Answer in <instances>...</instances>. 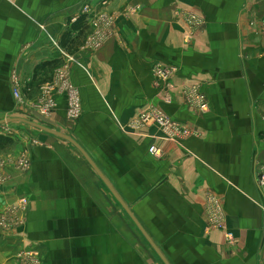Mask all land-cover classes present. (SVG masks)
Segmentation results:
<instances>
[{
  "label": "crops",
  "instance_id": "obj_1",
  "mask_svg": "<svg viewBox=\"0 0 264 264\" xmlns=\"http://www.w3.org/2000/svg\"><path fill=\"white\" fill-rule=\"evenodd\" d=\"M97 1L0 0V121L27 119L71 137L168 264H264V0H111L109 37L91 50V26L84 20L80 33L71 23ZM189 13L203 22L195 31ZM156 63L174 74L157 80ZM59 67L79 90L81 117L67 119L55 96L45 124L31 106ZM190 86L206 97V114L187 108ZM152 109L191 135L171 141L151 122L130 127ZM0 131L12 140L0 153V215L28 201L23 225L0 229V264H17L27 248L41 264H163L74 146L25 123ZM208 199L222 228L208 226Z\"/></svg>",
  "mask_w": 264,
  "mask_h": 264
},
{
  "label": "built area",
  "instance_id": "obj_2",
  "mask_svg": "<svg viewBox=\"0 0 264 264\" xmlns=\"http://www.w3.org/2000/svg\"><path fill=\"white\" fill-rule=\"evenodd\" d=\"M109 0H98L97 4L99 6L106 5ZM90 4H84L81 8V13L86 16L87 23L91 26V32L85 38L84 46L91 50H98L107 40L110 34L111 17L107 14L100 13L96 15L94 9L90 8ZM185 21L188 26L195 31L200 27L203 22L201 18L196 14L189 13L185 17ZM264 26V23H263ZM264 28V27H263ZM54 46H57L55 41H53ZM63 55L64 53L60 51ZM69 61H73L72 58H68ZM152 72L157 80L161 79L166 81L170 76L175 72V68L163 66L161 63H156L152 66ZM55 75L53 76L50 84L46 85V88L43 90L39 100L33 104L32 109L41 114L43 117H50V114L53 113L56 108L55 96H62L64 101H66V111L65 116L70 120H78L81 116V100L80 93L78 88L72 84L69 77V70L67 67H59L54 69ZM11 86L13 87V98L17 105H21V96L19 91V82L16 75L12 76ZM169 89V88H167ZM167 101L170 100L169 94L165 95ZM183 97L185 98V104L189 110L196 111L198 113L206 114L208 110V102L206 97L200 93L196 86H190L186 88L183 92ZM151 122L159 129H162L166 139L174 140L176 138H184L191 133L183 128L178 122H174L166 113L152 109L151 111H145L142 113L138 119L131 123V127H137L145 125V123ZM148 152L154 158H161V151L154 145H151L148 148ZM17 166L25 170L28 167V162L25 160H18ZM261 176H259V183L264 185V166L261 167ZM2 178H0L1 180ZM27 200H20V208L25 209V203ZM206 218L208 226L213 228H222L223 216L219 204L215 199H208L206 205ZM5 226V225H4ZM2 229V228H0ZM226 239H232V233L225 232Z\"/></svg>",
  "mask_w": 264,
  "mask_h": 264
},
{
  "label": "water",
  "instance_id": "obj_3",
  "mask_svg": "<svg viewBox=\"0 0 264 264\" xmlns=\"http://www.w3.org/2000/svg\"><path fill=\"white\" fill-rule=\"evenodd\" d=\"M34 117H36L38 120L42 121L45 124L50 123V120L47 117H43L41 114H38L37 112H34L32 114ZM11 122H19V123H25L33 128L36 129H40L42 131H45L47 133H50L52 135H56L62 139H64L65 141H67L69 144H71L72 146H74L82 155V157L85 159V161H88V163L90 164V166L92 167L93 171L95 172V174L103 181V183L105 184V186L107 187V189L111 192V194L113 195L114 199L116 201H118V203L120 205H122V207L124 208L125 212L127 213V215L129 216L130 220L134 221L136 227L138 228V230L140 231V233L144 236V238L146 239V241L150 244V246L152 247V249L156 252V254L158 255V257L160 258V260L162 261L163 264H168V262L166 261L165 257H163V255L161 254V252L156 248V246L154 245L153 241L151 240L150 236L147 235L144 231V229L141 227L140 223L135 219V217L133 216V214H131V212L129 211V209L127 208L126 205H124L123 201L121 200V198L118 196V194H116L115 190L112 189L111 185L109 184V182L107 181V179L100 174L99 170L97 169V167L95 166V164L93 163V161L90 160V158L88 157L87 153L84 152V150L71 138L68 137L67 135L63 134L60 131H53L41 124H36L34 122H31L27 119H21V118H9L7 120H2L0 121V124H9Z\"/></svg>",
  "mask_w": 264,
  "mask_h": 264
},
{
  "label": "rangeland",
  "instance_id": "obj_4",
  "mask_svg": "<svg viewBox=\"0 0 264 264\" xmlns=\"http://www.w3.org/2000/svg\"><path fill=\"white\" fill-rule=\"evenodd\" d=\"M111 0H109L106 5H103V6H99L98 4H95L94 6H90L91 9H94L95 12H96V15L100 14V13H104V14H107L105 13V11H103V9L110 3ZM87 4V3H86ZM84 5V4H83ZM82 5V7H83ZM134 8H131V10H133ZM83 13V12H82ZM81 12H80V15L81 17L83 16L84 17V20L85 22H87L86 20V16L83 15ZM69 24V23H68ZM90 33V32H89ZM88 33V34H89ZM71 73H69V77H71L70 75ZM55 75V72L53 74V76ZM71 80V78H70ZM41 95V91L39 93V96L37 97V100H39V97ZM21 98H22V95H21ZM35 100L34 102L36 103ZM21 102H22V99H21ZM23 103V102H22ZM22 105V104H21ZM21 105H18V106H21ZM33 106V105H32ZM31 106V107H32ZM208 109H209V105H208ZM208 111V110H207ZM81 116V115H80ZM131 127V126H130ZM139 126H137L136 128H138ZM157 127V126H156ZM132 128H135V127H132ZM158 128V127H157ZM159 129V128H158ZM162 132L163 130L160 129ZM0 132H3V131H0ZM164 134V132H163ZM15 137V136H14ZM188 137V136H187ZM164 138L166 139L165 137V134H164ZM186 138V137H184ZM176 139H183V138H176ZM176 139L174 140H171V141H175ZM169 140V139H168ZM2 151H0L1 153ZM19 160V159H18ZM16 160V162L18 161ZM20 202V201H19ZM22 204H25V209L22 210L20 207L18 206H11L8 210H6L4 213H2L0 215V228H2L1 232H3L4 234L7 233V232H11L12 229H16L18 227H20L21 225H23V221H24V218L22 216H24V214L26 213V210H27V204H28V201H26L25 203H22ZM5 225V226H4ZM16 255L14 256L15 259L17 260V264H41L40 263V258H39V255L37 253L34 252V250L32 248H27V249H20L18 252L15 253Z\"/></svg>",
  "mask_w": 264,
  "mask_h": 264
},
{
  "label": "trees",
  "instance_id": "obj_5",
  "mask_svg": "<svg viewBox=\"0 0 264 264\" xmlns=\"http://www.w3.org/2000/svg\"><path fill=\"white\" fill-rule=\"evenodd\" d=\"M85 26L86 25L84 24L83 16L77 19L76 21H74L73 23H71L72 30L79 31L80 33H82L83 28ZM67 35H70V34L67 32ZM10 144H12V140L10 138L8 139L3 136H0V151L7 149V147H9Z\"/></svg>",
  "mask_w": 264,
  "mask_h": 264
}]
</instances>
